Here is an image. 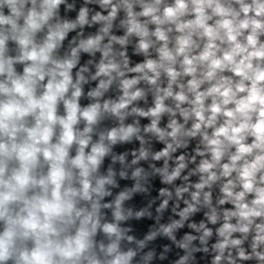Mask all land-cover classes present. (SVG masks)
Wrapping results in <instances>:
<instances>
[{
	"label": "clouds",
	"instance_id": "obj_1",
	"mask_svg": "<svg viewBox=\"0 0 264 264\" xmlns=\"http://www.w3.org/2000/svg\"><path fill=\"white\" fill-rule=\"evenodd\" d=\"M0 264H264V0H0Z\"/></svg>",
	"mask_w": 264,
	"mask_h": 264
}]
</instances>
